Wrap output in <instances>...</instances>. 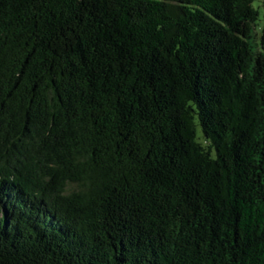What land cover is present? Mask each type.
<instances>
[{"label":"trees","instance_id":"obj_1","mask_svg":"<svg viewBox=\"0 0 264 264\" xmlns=\"http://www.w3.org/2000/svg\"><path fill=\"white\" fill-rule=\"evenodd\" d=\"M262 6L0 0V264H264Z\"/></svg>","mask_w":264,"mask_h":264},{"label":"rangeland","instance_id":"obj_2","mask_svg":"<svg viewBox=\"0 0 264 264\" xmlns=\"http://www.w3.org/2000/svg\"><path fill=\"white\" fill-rule=\"evenodd\" d=\"M263 3H264V0H254V6H255L256 8L261 7ZM262 7H263V6H262ZM260 11H262V8L260 9ZM199 133H200V132L198 131V134H199Z\"/></svg>","mask_w":264,"mask_h":264}]
</instances>
